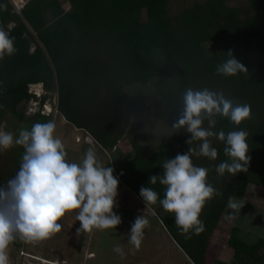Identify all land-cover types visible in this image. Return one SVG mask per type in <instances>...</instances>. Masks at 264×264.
I'll use <instances>...</instances> for the list:
<instances>
[{"label": "trees", "instance_id": "1", "mask_svg": "<svg viewBox=\"0 0 264 264\" xmlns=\"http://www.w3.org/2000/svg\"><path fill=\"white\" fill-rule=\"evenodd\" d=\"M20 1L22 7L16 11L10 0H0V29L14 38L16 48L12 56L0 60V109L19 121L25 120L19 104L34 97L28 86L42 84L52 90L56 83L58 114L86 132L102 150L116 151L128 129V121L120 120L118 113L127 97L125 87L133 83L153 81L158 95L154 106H168L177 118L188 88L222 92L234 104L250 106V118L240 125L217 116L212 129L248 133L247 171L234 176L217 174L216 166L229 158L224 154L225 144L215 137L211 143L218 151L217 159L197 157L200 160L193 163L209 170L207 182L222 195L206 202L200 216L204 230L189 234L190 238L176 227L174 214L160 205L164 186L149 184L151 175H162L166 158L182 154L181 144L190 135L186 128L179 129L178 138L162 141L152 152L137 142V133L129 141L133 155H122L113 163L120 184L143 204L141 187L157 191V203L148 207L191 263L205 264L212 233L228 198H243L249 184L264 187V0H248L245 8L229 6L226 0H203L175 16L169 13L171 0H67L68 8L61 0ZM229 51L248 72L217 74V66L230 58ZM246 53H257L259 61L245 59ZM44 100L43 96L41 105ZM93 111L102 114L100 122L93 120ZM49 121V116L40 113L33 117V125ZM203 126H208L207 121ZM23 153L20 146L17 172ZM239 230L233 226L227 238L233 250L231 263L264 264V238L249 244L238 237ZM21 242L17 238L10 245Z\"/></svg>", "mask_w": 264, "mask_h": 264}, {"label": "clouds", "instance_id": "2", "mask_svg": "<svg viewBox=\"0 0 264 264\" xmlns=\"http://www.w3.org/2000/svg\"><path fill=\"white\" fill-rule=\"evenodd\" d=\"M16 52L14 38L0 29V59ZM230 57L217 66V74L234 76L248 72L231 51ZM34 91L30 90L32 94ZM35 93V92H34ZM42 97V96H41ZM248 104L235 103L222 92L208 89H186L183 95V109L179 111L172 128H186L190 134L188 145L200 142L198 148L189 147L187 153L163 162L162 175H151L149 184L159 182L164 186L163 199L151 187H141L140 197L146 207L159 203L163 210L174 214V223L182 235L199 234L204 230L200 219L207 201L222 195L207 182L208 169L195 166L192 156H203L216 160L218 151L212 147L211 139L225 144L224 154L229 160L221 162L215 171L219 176L226 172L236 175L246 172L250 162L248 133L230 131L214 132L215 117L228 118L235 125L249 119ZM207 121V127L204 123ZM56 125L49 121L35 123L30 130L21 129L18 137L0 130V151L22 146L24 153L20 169L14 178L0 187V264H9L7 249L17 238L26 243H36L50 238L61 231L58 223L68 212H76L79 221L78 234L94 228L106 230L121 224V217L113 209L117 206L119 180L113 175L114 168L104 166L90 147L81 163L68 162L67 152L61 139L54 135ZM234 197L228 198L227 207L239 212L243 207ZM149 220L140 215L132 223L129 243L139 249L144 229ZM114 252L124 256L123 248L116 246Z\"/></svg>", "mask_w": 264, "mask_h": 264}, {"label": "rangeland", "instance_id": "3", "mask_svg": "<svg viewBox=\"0 0 264 264\" xmlns=\"http://www.w3.org/2000/svg\"><path fill=\"white\" fill-rule=\"evenodd\" d=\"M10 1L14 9L19 11L22 7V5L20 6L21 1ZM22 1L24 4L27 2V0ZM61 1L63 6L68 8L67 0ZM201 1L203 0H171L169 13L171 16H175L185 7ZM226 3L232 7L245 8L248 5V0H226ZM244 58L256 63L260 56L257 53H246ZM34 88V84L28 86L29 92L30 90L35 92L32 93L34 97L18 106V110L23 111L25 120L19 121L8 110L0 109V130L11 132L14 138L18 137L21 129H31L36 113L45 114L43 107L46 104L52 112L49 115L50 121L56 125L54 135L61 139L67 153H71L67 150L70 149V146L71 148L73 146L79 148L78 150L81 151L82 155L90 148L86 144L94 146L90 143H84L82 139L80 143L74 144L75 140H80L78 134L80 131H76L77 134L73 133L69 123H66V120L58 114L56 110L58 103L56 83L53 84L52 90H47L42 84H38L37 88ZM125 93L127 97L122 105L123 110L118 115L120 120L128 121V129L126 135L119 141V150H130L129 141L137 133H140L137 142L148 152L157 149L164 140L178 138L179 129L172 128L177 117L172 115L168 106L164 104L161 107L154 106V101L157 100L158 95L153 81L147 84L133 83L125 87ZM43 96L45 102L41 105ZM93 112V120L100 122L102 114ZM210 139L213 141L212 138ZM86 142L90 141L87 139ZM199 143L193 142L188 145L183 141L181 153H187L189 147L198 148ZM211 145L214 147L213 143ZM83 146L87 149L86 151H84ZM91 148L96 154H99L97 149ZM111 153L112 151L105 152L109 156L106 163L100 157L97 156V158L104 166L113 167V163L120 160L116 157L118 153L115 155ZM19 154L20 146H14L7 151H0V187L6 186L7 182L17 174L16 163ZM201 157L203 156L198 158ZM196 158L197 156H192L193 163L200 160ZM203 158L206 159L207 157ZM67 159H69V155ZM71 159L75 163H81V160L76 157ZM113 175L119 180L115 172ZM121 186L119 181L117 206L113 211L121 217L122 222L116 228L106 230L94 228L90 232L82 231L78 234L77 230L80 228V223L76 221V212H68L58 221L62 225L61 231L50 238L36 243L22 241L19 246L9 245L7 249L9 264H193L183 248L163 225L159 216L149 207H146L132 192L126 191ZM236 200L244 206L239 212H233L226 206V210L212 233L209 248L205 255V264H218L219 262L220 264H222L221 262L233 264L231 263L233 250L227 245V238L233 226L240 229L238 237L246 243L253 244L260 238H264V187L249 184L244 197ZM140 215L149 220V226L144 229L140 247L136 249L129 243V232L132 223ZM116 246L123 248V257L114 252L113 249ZM39 259H44L47 263Z\"/></svg>", "mask_w": 264, "mask_h": 264}, {"label": "crops", "instance_id": "4", "mask_svg": "<svg viewBox=\"0 0 264 264\" xmlns=\"http://www.w3.org/2000/svg\"><path fill=\"white\" fill-rule=\"evenodd\" d=\"M63 119L65 120V118L63 117ZM66 123H68L67 121H66ZM68 125H70V128L72 129V131H73V133H76V131L78 132V131H80L78 134H79V136H80V140L79 141H76L75 140V142H74V144L76 145V144H78V143H80V141H84V143H90V144H93L94 146H89L88 144H86L88 147H94L95 149H97L98 151H99V154H96L98 157H100L101 159H103L104 160V163H106V159H107V157H109L107 154H105V150H102L101 148H99L98 146H97V144L95 143V142H93V140L91 139V137L86 133V132H84L82 129H78V128H76V127H74L73 125H71L70 123L68 124ZM77 134V133H76ZM77 136V135H76ZM78 137V136H77ZM82 139V140H81ZM88 139V141H90V142H86V140ZM120 146L118 145L117 146V148H116V151H117V153H118V155L116 156L118 159L119 158H121L120 156H122V157H124V158H127L128 156L129 157H131L132 155H133V153L131 152V150H126V151H121V150H119L120 148H119ZM83 148H84V146H83ZM79 148H76L75 146H73L72 148H71V146H70V149H67V150H69V151H71V153L69 154V153H67V157L66 158H68V155H69V159H67L68 160V162H73L72 161V157L74 158V157H76V158H78V160H81L82 161V159H83V157H84V154L82 155V153H81V151H79L78 150ZM103 151H101V150ZM87 149H85L84 148V151H86ZM114 152H116L115 150H113ZM112 151V152H113ZM112 155H113V153H111ZM128 154H130V155H128ZM127 155V156H126ZM77 163H79V162H77ZM121 187H123L126 191H129L128 189H126L124 186H121ZM130 195H131V193L130 192H128ZM129 200H130V197L128 198Z\"/></svg>", "mask_w": 264, "mask_h": 264}, {"label": "bare ground", "instance_id": "5", "mask_svg": "<svg viewBox=\"0 0 264 264\" xmlns=\"http://www.w3.org/2000/svg\"><path fill=\"white\" fill-rule=\"evenodd\" d=\"M34 86H35L34 89H36L38 85H34ZM43 109H44V111H45L44 113H45L46 115L49 116L50 113L52 114V112H51V108H50L48 105L45 104V106L43 107ZM41 112H42V111H41ZM45 114H44V115H45ZM29 256H30V255H29ZM39 260H41L42 262L47 263L44 259H39Z\"/></svg>", "mask_w": 264, "mask_h": 264}]
</instances>
